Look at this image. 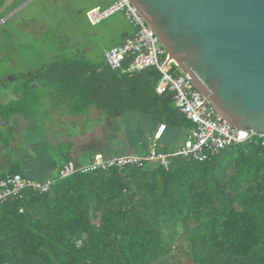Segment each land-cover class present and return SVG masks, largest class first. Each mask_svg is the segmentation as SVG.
<instances>
[{
	"label": "trees",
	"instance_id": "16d2710c",
	"mask_svg": "<svg viewBox=\"0 0 264 264\" xmlns=\"http://www.w3.org/2000/svg\"><path fill=\"white\" fill-rule=\"evenodd\" d=\"M160 78L153 67L124 72L112 70L105 58H64L33 72L26 86L38 82L71 115L95 108L119 120L133 112L145 126L155 121L189 130L174 93L157 91ZM17 94L2 116L30 114L23 110L27 92ZM15 173L20 170L0 174V180ZM54 178L45 192L27 189L22 199L0 204V264H264L260 140L202 161L178 156L169 169L149 163Z\"/></svg>",
	"mask_w": 264,
	"mask_h": 264
},
{
	"label": "rangeland",
	"instance_id": "374dc122",
	"mask_svg": "<svg viewBox=\"0 0 264 264\" xmlns=\"http://www.w3.org/2000/svg\"><path fill=\"white\" fill-rule=\"evenodd\" d=\"M2 1L0 0V5ZM109 1L111 0H29L20 6L19 11L12 13L13 17L11 16L12 18L10 17L11 19L0 28V99L4 103L1 104L4 107H0V112L4 108L7 109L13 102L12 97H15L13 92L7 95L8 90L26 91L24 102L27 106L24 105L23 110L30 113L26 115V118L34 122L36 126L29 134V138L24 139L25 141L22 138L18 139L17 135H13L11 131L3 128L0 130V146L5 147V150L0 152V168L6 165L5 162H11L14 167L18 166L22 175H29L26 170L28 164L35 162L37 157L49 156L57 169L46 176L57 177L58 168L66 161L65 154H69L71 149L65 141L47 145V140L51 137L61 138V136L62 138L67 136L72 140L76 136L77 128L70 127L68 123L77 121L83 129L87 125L89 131L94 128L92 117L98 116L95 108H90L94 111H91V117L85 120L83 116L71 117L68 107L61 100L55 103L47 88L38 85L36 81L33 83L38 87L32 86L33 83L30 84L31 88H27L26 85L29 84L28 77L33 72L41 70L53 61L81 58L91 63L98 62L105 58V50L119 45L127 36L135 32V28L128 22L124 12H116L95 25L90 23L87 12L99 6L105 7ZM4 8H6L5 5L0 7V16H6L7 11L10 10H3ZM14 76L18 79L11 81ZM127 115H130L129 119H131L139 114L132 112ZM106 119L102 118L103 128L98 125L102 132L100 138L103 139L98 141L107 142L110 138L109 134L112 135L111 133L118 130L123 136L113 145H111L112 142L107 146L106 143L99 145L100 143L95 142L93 149L101 152L115 149L131 151L134 147L129 148V144L137 143L139 136L130 137V130L134 132L136 124L131 126L132 129L129 128L127 135L128 132L126 133L125 129L128 127L125 121L108 122ZM116 123L120 125L119 128L115 127ZM188 128L189 126H183L181 132L172 139L171 142H175L173 150L181 147ZM85 133L83 138H87ZM136 148L138 153L146 152L141 144ZM89 152H85V157H88ZM3 155L6 161L2 159ZM28 155L31 158L25 162L24 158ZM85 159L82 158L81 161ZM83 163L85 162H80V164Z\"/></svg>",
	"mask_w": 264,
	"mask_h": 264
},
{
	"label": "water",
	"instance_id": "95a60500",
	"mask_svg": "<svg viewBox=\"0 0 264 264\" xmlns=\"http://www.w3.org/2000/svg\"><path fill=\"white\" fill-rule=\"evenodd\" d=\"M130 1L223 118L264 131V0Z\"/></svg>",
	"mask_w": 264,
	"mask_h": 264
},
{
	"label": "built area",
	"instance_id": "2783aa9c",
	"mask_svg": "<svg viewBox=\"0 0 264 264\" xmlns=\"http://www.w3.org/2000/svg\"><path fill=\"white\" fill-rule=\"evenodd\" d=\"M116 12H124L128 22L135 28L133 35L111 49L105 50V59L112 70L139 72L147 68H156L161 78L157 85L159 93L172 92L176 107L191 123L180 148L161 150L160 140L167 130L166 124H160L153 135L149 136L146 152L143 154H124L105 158L97 154L87 163L66 161L58 169V178L63 179L74 173H90L111 168L122 169L127 165L144 167L149 163H158L169 169L173 158L178 156L204 160L221 150L245 143L252 139L264 143V131L253 127L239 128L223 118L193 86L190 75H183L167 58L161 42L155 32L130 0H114L108 6L97 7L87 12L88 20L95 25ZM128 62L126 68L124 63ZM167 63V64H166ZM56 178L36 180L15 173L0 180V204L23 198L27 189L38 192L47 191Z\"/></svg>",
	"mask_w": 264,
	"mask_h": 264
},
{
	"label": "crops",
	"instance_id": "0c3cea01",
	"mask_svg": "<svg viewBox=\"0 0 264 264\" xmlns=\"http://www.w3.org/2000/svg\"><path fill=\"white\" fill-rule=\"evenodd\" d=\"M18 1L19 0H3L2 1L0 7L2 5H5L6 8H4L3 10H5V9H10V10L7 11L8 14L6 16L5 15L0 16V28H2V26L5 25L9 21V19H11L13 17L12 13L19 11L20 6L25 2L27 3V1H29V0H23V1L20 0V2H18ZM111 2H112V0L109 1L107 3V5L110 4ZM17 3H19V5L15 6ZM131 35H133V34H130L129 36H131ZM129 36H127V37H129ZM125 39L123 40V42L125 41ZM16 79H18V77L16 78V76H14L11 81H14ZM10 92H13L15 95V97H12L11 101L16 100L18 98L17 91H15V90L11 91V89H10V90H8L7 95H9ZM0 103L4 104L1 101V99H0ZM91 111H94V110H90V112L88 111V113L85 115H71V114L70 115H71V117L83 116L84 120H85L86 118L91 117ZM95 112H97V111H95ZM97 114H98L97 117L96 116L94 118L92 117V120H93L92 123L94 125V128H92V130H90V131L87 130V128H88L87 125H86L85 129L81 128L79 126V124L77 123V121L75 123H68L70 127L77 128L76 136H74L72 140L67 138V136L65 138H62V136H61V138L60 137L59 138H52L51 137V139L47 140V145H49V144L52 145V144L61 143V142L65 141L67 144H69V148L71 149V152H73L71 160L75 161L76 163L77 162L78 163H80V162L87 163L92 158L93 153L101 154L105 158H108L110 156H120V155H124V154H143L144 152L138 153V149L136 148V146L138 145V142L142 141V144H141L142 148H144L146 150V147L149 143L148 137L151 135V133L156 131L160 125V124L156 123L155 121L154 122L152 121L151 123H146V126H145V123L143 120L144 117H141V115H136L137 117H131V119H129L130 115L126 114L124 117L120 118L118 121L119 122L125 121V123L127 125L126 127H128V129H125L126 133L128 132L127 135L129 134V128H131L132 125L134 126L136 124V127H134L135 128L134 132L130 130V137H132L133 135H139L137 143L133 142V143L129 144V148L130 147H134V148H132L131 151H129V149H128V151H127V149H115V150H112L114 153H111L112 152L111 150L101 152L100 150H95V148L93 149V145L95 142H97L98 144L100 143L99 145H103L104 143H106V146L109 145L110 142H112L111 145H113V143H115V141H117L118 138L122 137L123 134H119V132H121V131L118 130V132L111 133L112 135L109 134L110 138L107 142L98 141L101 139L100 136H102L101 128H98L99 127L98 125H101V123L103 122L102 118H104V117H102V115L99 113H97ZM67 116H69V115H67ZM135 118H136V120L134 121ZM104 119H106V118H104ZM148 121H151V120L147 119L146 122H148ZM115 127L119 128L120 125L118 123H116ZM2 128L6 129L7 131H11V133H13V135H15V136L17 135L16 137L18 139L21 140V138H22L24 140L26 138H29V134H31L33 128L35 129L36 126L34 125V122L29 121L26 117H23L22 115H16L15 117H12V118L11 117L6 118L0 114V130ZM143 130H145V131L147 130V132H150V134L142 135L141 132ZM79 131H80V133L78 134ZM84 132L87 133V138H83ZM131 132H133V133H131ZM180 132H181L180 127L168 126L167 130L165 131V134L163 135V137L160 140V146L163 147V145H164V147H165L166 145H170L171 149H173L172 147L175 146V142L174 141L171 142V141L175 137V135H178ZM101 140H103V139H101ZM18 144H19V142H18ZM33 144H35V143H33ZM4 148L5 147L0 146V152L4 151L5 150ZM86 151H90L88 157H85ZM24 155H25V152L23 153V156ZM30 158H31V156L28 155L27 157L24 158V161L27 162L30 160ZM82 158H86V159L84 161H81ZM2 159L6 161L4 155L2 156ZM32 163H33V165H32ZM5 164H6L5 166L0 168V169H2V170H0V174H7L10 172L12 173L14 171V169H16V168H17V170H20L17 165H16V167H14L11 162H9V163L5 162ZM29 165H31V166L29 167ZM55 165L56 164L51 161L49 156H46L44 158L37 157L35 162L33 161L27 165L28 168L26 170H28V173H29L28 176L30 178L37 179V180H45L47 178H50V177L46 176L49 172L57 169ZM19 174H21V173H19Z\"/></svg>",
	"mask_w": 264,
	"mask_h": 264
},
{
	"label": "clouds",
	"instance_id": "9594fccd",
	"mask_svg": "<svg viewBox=\"0 0 264 264\" xmlns=\"http://www.w3.org/2000/svg\"><path fill=\"white\" fill-rule=\"evenodd\" d=\"M37 180V179H36Z\"/></svg>",
	"mask_w": 264,
	"mask_h": 264
}]
</instances>
